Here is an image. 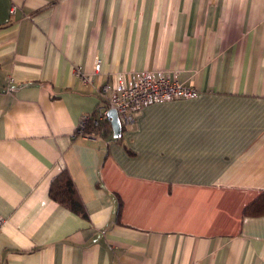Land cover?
I'll use <instances>...</instances> for the list:
<instances>
[{"label": "crops", "instance_id": "0c3cea01", "mask_svg": "<svg viewBox=\"0 0 264 264\" xmlns=\"http://www.w3.org/2000/svg\"><path fill=\"white\" fill-rule=\"evenodd\" d=\"M142 70L199 94L76 133ZM63 169L85 216L50 195ZM263 191L264 0H0V264H264Z\"/></svg>", "mask_w": 264, "mask_h": 264}, {"label": "built area", "instance_id": "2783aa9c", "mask_svg": "<svg viewBox=\"0 0 264 264\" xmlns=\"http://www.w3.org/2000/svg\"><path fill=\"white\" fill-rule=\"evenodd\" d=\"M14 9L13 6L11 12ZM101 66V58L96 57L95 72H100ZM75 72L83 81H89V74L81 72L80 66L75 68ZM99 92L101 98L95 110L83 114L77 125L76 133L81 136H92L88 132L89 126L102 129L111 122L109 116L111 108L116 110L122 129H128L132 127L137 114L145 105L180 98H194L199 94L195 86L181 82L164 70L137 71L129 78H126L124 73H120L116 83L103 84ZM2 224L3 218L0 217V226Z\"/></svg>", "mask_w": 264, "mask_h": 264}, {"label": "trees", "instance_id": "16d2710c", "mask_svg": "<svg viewBox=\"0 0 264 264\" xmlns=\"http://www.w3.org/2000/svg\"><path fill=\"white\" fill-rule=\"evenodd\" d=\"M93 136H112L113 126L111 122L105 125L104 128H92L89 126V130ZM122 135L115 137L119 140ZM50 195L59 204L70 209L71 211L81 215H86L84 202L82 201L78 190L71 178V175L67 169H63L52 180L50 186ZM121 203L119 201L118 215H120ZM245 216H262L264 215V191L252 202L247 204L243 209Z\"/></svg>", "mask_w": 264, "mask_h": 264}, {"label": "water", "instance_id": "95a60500", "mask_svg": "<svg viewBox=\"0 0 264 264\" xmlns=\"http://www.w3.org/2000/svg\"><path fill=\"white\" fill-rule=\"evenodd\" d=\"M109 116L111 118V124L113 126L114 135L120 136L122 132V126L118 118V114L114 108L110 109Z\"/></svg>", "mask_w": 264, "mask_h": 264}]
</instances>
